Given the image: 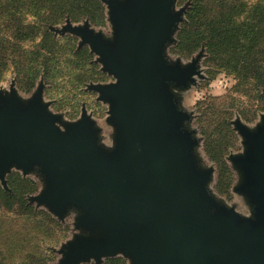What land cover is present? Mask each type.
Masks as SVG:
<instances>
[{
	"label": "water",
	"instance_id": "1",
	"mask_svg": "<svg viewBox=\"0 0 264 264\" xmlns=\"http://www.w3.org/2000/svg\"><path fill=\"white\" fill-rule=\"evenodd\" d=\"M114 24L113 40L87 25L64 30L82 36L114 84L94 85L109 102L114 145L99 144L98 129L83 112L71 124L48 111L38 89L28 101L15 88L0 92V183L12 168L37 169L45 188L30 202L62 219L78 211L84 231L69 242L58 264H80L118 253L132 264H264V119L251 131L236 122L243 155L231 161L241 174L235 191L251 217L221 205L208 191L212 170L194 153L172 90L192 81L195 61L183 68L164 58L182 22L174 0H101Z\"/></svg>",
	"mask_w": 264,
	"mask_h": 264
},
{
	"label": "rangeland",
	"instance_id": "2",
	"mask_svg": "<svg viewBox=\"0 0 264 264\" xmlns=\"http://www.w3.org/2000/svg\"><path fill=\"white\" fill-rule=\"evenodd\" d=\"M4 1V0H2ZM105 10L104 23L93 26L88 19L72 22L65 17L62 21L53 25L40 24V34L35 39L24 40L16 37L18 25H34L37 23L32 15L24 14L22 8L6 9L0 14V39L5 38L8 45L0 47V56L5 59V70L0 73V92L8 94L10 88H15L17 95L23 101H28L34 93L41 89L42 101L48 105V111L61 117L59 127L64 129L65 124L78 121L84 112L94 122L98 129L99 144L107 149L114 145L115 128L109 119V102L99 99V93L91 89L94 85L114 84L115 79L103 71V64L99 56L93 53L88 44L82 43V36L71 34L64 30L66 27L88 26L95 34H100L105 40H113L114 24L111 22L109 9L101 0ZM124 1V0H120ZM249 2V0H247ZM194 0H174V11L184 8L182 22L172 34V42L164 49V58L170 65L179 64L185 68L195 61V74L192 81L184 88H178L174 84L172 90L177 99L178 108L189 115V120L184 123V128L193 133L197 142L194 153L203 169L212 170L208 191L211 195L228 208L244 216L251 217L252 209L247 199L238 194L235 188L241 182V174L233 165L231 158L241 156L244 153V140L236 128L235 123L246 126L253 131L262 124L264 119V88L256 86L252 78L242 80L233 64H226L223 60L216 61V56L211 55L206 46V41H201L196 49H182L178 46V35L182 28L188 25L187 12ZM200 8L207 9L206 19L215 20L218 14L216 0H201ZM44 17L46 13L43 14ZM56 20L58 17H54ZM18 21V24H16ZM39 24V23H38ZM30 37L31 34H30ZM43 37L48 42L47 47L40 49L42 55L54 52V57L49 53L47 58L54 65L53 73L47 82L43 73H40L35 86L29 91H23L18 85V71L25 70L27 55L45 45ZM54 45V47L52 46ZM224 58V56H222ZM232 59H235L233 57ZM17 61V62H16ZM43 61V58H40ZM216 63H219L216 64ZM27 71L25 70V73ZM18 173L24 180L33 183L34 190L25 196L29 206L35 211L42 210L49 214L58 224L49 232L36 233L30 231V237L26 240L21 251L14 250L12 243L5 246L0 243V251L5 254L11 264L30 262V259H46V264H58L66 245L72 242L77 235H83L76 225L78 211L70 208L58 219L45 206H38L30 202V198L39 195L45 188L43 178L37 169L23 175L20 170L12 168L6 174L5 180L8 187V177ZM29 185V187H31ZM0 187L3 189L1 183ZM3 191H6L3 189ZM6 192L10 193V189ZM50 228V227H49ZM48 228V229H49ZM1 241V239H0ZM120 257L126 264H132L130 258L118 253L113 257L102 258L99 264L105 260ZM80 264H95L94 260L81 262Z\"/></svg>",
	"mask_w": 264,
	"mask_h": 264
},
{
	"label": "trees",
	"instance_id": "3",
	"mask_svg": "<svg viewBox=\"0 0 264 264\" xmlns=\"http://www.w3.org/2000/svg\"><path fill=\"white\" fill-rule=\"evenodd\" d=\"M200 1L194 0L187 11L188 25L178 35V46L193 50L204 40L208 52L216 56V61L222 59L226 64H233L242 80L252 78L257 87L264 88V0H216V21L206 19L208 11L200 8ZM11 6L21 7L24 14L34 16L37 21L34 25H18L16 37L24 40L28 37L29 40L35 39L41 33L40 24L53 25L65 17L72 22L88 19L93 26L102 25L105 18V10L99 0H0V14ZM43 41L45 45L31 51L25 64L17 63L28 66L26 73L25 70L18 71L20 77L17 82L25 92L35 86L41 72L45 82L53 73L55 64L45 57L51 52L47 49L48 53L42 55L40 51L42 47H47L50 40L43 37ZM6 45L7 39L1 38L0 47ZM52 46L54 47L53 44ZM51 55L54 57L53 51ZM4 60L0 56V73L5 70ZM8 187L10 193L0 187V243L5 246L12 243L14 250L18 252L24 249L22 247L31 236L30 231L49 232L51 228L58 227V224L46 212L35 211L28 205L25 196L34 190L33 183L22 179L18 173H13L8 177ZM45 261L46 259L32 258L29 263L18 261L17 264H46ZM0 264H11L2 251ZM103 264H126V261L116 257L105 260Z\"/></svg>",
	"mask_w": 264,
	"mask_h": 264
}]
</instances>
